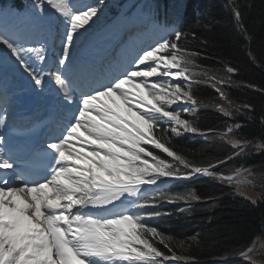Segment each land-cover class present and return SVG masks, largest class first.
<instances>
[{
  "label": "snow or ice",
  "instance_id": "6c2138e0",
  "mask_svg": "<svg viewBox=\"0 0 264 264\" xmlns=\"http://www.w3.org/2000/svg\"><path fill=\"white\" fill-rule=\"evenodd\" d=\"M104 2L32 0L33 15L43 16L46 8L59 14V47L51 53L46 37L34 40L24 27L0 25L6 62L35 91L54 84L59 113L42 148L44 175L21 167L0 135V264H168L181 257L168 246L171 237L146 223L161 215L149 208L161 200L200 197L192 193L168 196L156 186L164 179H188L193 174L233 181L231 175L211 171L228 158L192 167L157 138V132L170 131L175 137L199 132L189 120L181 119V111H192L183 105L196 101L180 81L190 84L191 76L199 75H186L197 53L187 52L181 42L189 35L196 39V34L178 29L154 32L139 46L121 47L111 56L97 53L92 50L89 29L99 19ZM232 11L240 30L246 31L241 11L236 7ZM236 71L227 68L228 73ZM212 86L227 99L215 83ZM172 105L176 110H171ZM219 111L233 114L223 106ZM162 122L174 126L162 128ZM232 131L230 127L228 133ZM228 143L240 154L251 147L264 149V143L247 139L229 138ZM149 146L162 149L190 171L178 174ZM241 183L236 181L237 190ZM157 242L172 256L161 251ZM252 251L249 247L238 254L250 260Z\"/></svg>",
  "mask_w": 264,
  "mask_h": 264
},
{
  "label": "trees",
  "instance_id": "16d2710c",
  "mask_svg": "<svg viewBox=\"0 0 264 264\" xmlns=\"http://www.w3.org/2000/svg\"><path fill=\"white\" fill-rule=\"evenodd\" d=\"M233 7L242 13V32L233 16ZM173 18V17H172ZM180 31L194 32L182 45L189 53H197L190 68L194 81L190 83L196 113L192 124L205 137L182 135L175 137L171 132H157L170 150L182 156L191 166H208L221 163L215 170L230 175L236 169L251 174L264 172V149L255 147L239 149L228 143L229 138L247 140L261 139L264 143V0H186L180 14ZM228 66L236 68L231 78L246 85L216 83L227 81ZM215 77V80L211 79ZM213 83L227 94L225 107L232 116H225L216 106L221 96L214 90ZM231 102V103H230ZM244 105H250L245 110ZM239 111H236V109ZM237 123L242 127L231 133L221 132L222 123ZM171 123L161 124L162 128ZM219 129V132L213 131ZM227 133V135H224ZM155 155L165 159L186 174L190 168L167 156L162 149L149 146ZM260 186H256L259 189ZM192 189L199 200H161L150 212H159L157 218L147 220L149 226L157 227L165 237H171L168 246L181 259H172L168 264H254L238 254L248 247L264 231V191L255 202L235 195V185L216 176L202 174L194 178L175 181L165 195L172 190L183 192ZM153 195L157 191L152 192ZM156 246L172 256L163 244ZM186 258V259H185Z\"/></svg>",
  "mask_w": 264,
  "mask_h": 264
},
{
  "label": "bare ground",
  "instance_id": "6f19581e",
  "mask_svg": "<svg viewBox=\"0 0 264 264\" xmlns=\"http://www.w3.org/2000/svg\"><path fill=\"white\" fill-rule=\"evenodd\" d=\"M139 11L137 10L132 16L125 15L123 13L124 16L120 17L116 23H112L108 27H106V25L98 33L91 32L93 43L92 50L97 53L103 52L106 48H108L107 42L121 36V32H125V29L128 27H133L135 30L128 31L124 35L123 42L118 47V50L121 47L129 45L139 46L142 42L147 41L148 37L154 32H163L166 30L177 29V26L174 24L165 25L163 23H158L155 19L153 20V18H149L150 16L147 13ZM30 18L31 21L29 22L26 17L22 15H16L14 11H0V25H6L8 27H24L30 32L31 38L34 40H41L46 37L49 53H51L54 48H58L59 39L57 38L56 33L58 28L61 26L59 14L54 9L46 8L45 14L43 16L30 15ZM4 51L5 50L3 47L0 46V54L2 53L0 55V94L1 92H4L8 97L17 96L19 100L17 101L16 110L19 104L22 103L24 94H28L29 99L27 100V107L21 113L24 115V113L28 111L32 104V98L42 101L43 92L35 91L27 86L26 82L13 71L11 63L6 62L4 59ZM52 70L54 71V68ZM23 85H26L27 90L23 89ZM46 85L55 87V85L52 83H48ZM11 89L14 90V93L9 94ZM1 101L2 97H0V102ZM2 105H4V103L0 104V110L2 109ZM54 114L55 115H53L51 119H55L54 127H56L57 121L59 119V113L56 110ZM19 117L20 119L25 118V116ZM4 120L5 119L3 118V121ZM3 126H6V123H4Z\"/></svg>",
  "mask_w": 264,
  "mask_h": 264
},
{
  "label": "rangeland",
  "instance_id": "374dc122",
  "mask_svg": "<svg viewBox=\"0 0 264 264\" xmlns=\"http://www.w3.org/2000/svg\"><path fill=\"white\" fill-rule=\"evenodd\" d=\"M131 1L132 0H127L123 4L119 5L118 4L119 0H105L104 4L101 6V11L99 13V19L96 21L95 24H93L92 28L89 29V31L94 32V28H97L99 23L101 24L100 25L101 28H104L106 25H107L106 27H108L112 23H116V21L118 19H120V17L124 16V14H121V13H123V11L127 8V5H129L131 3ZM185 1L186 0H168L166 5H164V2H162L161 3L162 14L166 17L171 16L174 19L178 20L180 18L181 10L185 4ZM89 2H91V0ZM135 3H137V8L140 5H142L143 3H144V5L145 4L148 5V7H150L149 12H151L153 10L157 11L158 10L157 8L159 6L157 1H155V0H146V2L145 1H135ZM113 5L115 7H117V5L120 7L122 6L123 10L120 12L121 15L114 18L113 21L109 24L110 19H112V17H110L109 12H110V9ZM11 8H12V6H8L7 8H5L4 11L10 10ZM132 8L133 7L131 6V13H133L137 9L136 8L132 12ZM151 8H153V10ZM4 11H2V12H4ZM11 11H14L16 15H22V16L26 17L29 22L31 21L30 15L35 16L32 14L31 8L29 9L27 15L24 14L25 11H24V13H22L21 11H17L15 9H11ZM129 11H130V9L128 10V12ZM139 12H141V11H139ZM228 67H231V66H228ZM228 78H229V80H227L228 84H231V86L237 87V86L246 85V83H244L238 79L232 80L231 73H228ZM180 82H181V86L184 87L185 91H190V84L188 81L181 80ZM186 84L188 85L187 87H185ZM225 101H226V99L221 97L219 100L216 101V106L217 107H220V106L225 107L226 106ZM183 106L191 108L192 111H190L188 113H184L183 111H181V119H187L192 123L193 116L197 110L196 105H193L191 101H187L186 104H184ZM171 110H176V105H172ZM235 125H238V124L237 123H230V122L222 123L220 125V127L224 128V130H220V131L221 132H228V129L230 127H232L234 130L236 128V127H234ZM173 126H174V124L171 123L170 125H167L166 128L170 129ZM181 131L183 132L182 129H181ZM232 132H234V131H232ZM184 134H189L192 136L197 135V134H192V133H184ZM184 134H182V135H184ZM255 141L263 143V141L261 139H258ZM257 151H260V150L257 149ZM194 167H196V166H194ZM196 175H199V174H193L192 177H194ZM230 175L233 176L232 182H233V185H235V191H234L235 195L246 197L247 199L255 202L257 200V198L261 195V192L264 191V172L259 173V174H251L249 172H245L244 170H241V172L239 174H237L235 172V173L230 174ZM226 176H229V175H226ZM237 180L242 181V183L239 185V190H237V185H236ZM169 186H170V182H165V179H164L162 183H160V184H158V186H156V188L160 189L161 191H168L167 189L170 188ZM256 186H260L259 189H256ZM148 191L154 192L155 189L150 188V189H148ZM186 193L194 194L192 189H187V190H184L183 192H177L176 190H172V191H170V193H168V196H175L177 194H186ZM253 242L251 244H249L248 247L246 249H244L243 251H247V249L249 247L253 248V251L250 254L251 259L249 261L253 262L254 264H264V231L261 234H259L253 240ZM168 263H172V259Z\"/></svg>",
  "mask_w": 264,
  "mask_h": 264
}]
</instances>
